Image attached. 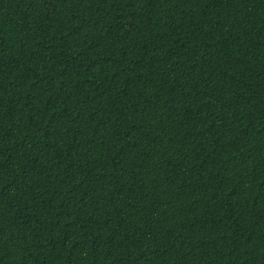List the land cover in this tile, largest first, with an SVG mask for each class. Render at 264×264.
I'll list each match as a JSON object with an SVG mask.
<instances>
[{
  "label": "trees",
  "instance_id": "obj_1",
  "mask_svg": "<svg viewBox=\"0 0 264 264\" xmlns=\"http://www.w3.org/2000/svg\"><path fill=\"white\" fill-rule=\"evenodd\" d=\"M0 264H264V0H0Z\"/></svg>",
  "mask_w": 264,
  "mask_h": 264
}]
</instances>
